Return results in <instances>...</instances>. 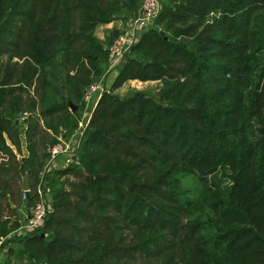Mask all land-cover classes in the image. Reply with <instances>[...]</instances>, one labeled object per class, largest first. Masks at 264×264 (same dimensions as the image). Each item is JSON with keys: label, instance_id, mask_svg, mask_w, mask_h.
Returning <instances> with one entry per match:
<instances>
[{"label": "trees", "instance_id": "1", "mask_svg": "<svg viewBox=\"0 0 264 264\" xmlns=\"http://www.w3.org/2000/svg\"><path fill=\"white\" fill-rule=\"evenodd\" d=\"M140 3L0 0L1 264H264V0H161L109 68ZM131 80L160 84L116 92ZM39 188L48 212L15 232Z\"/></svg>", "mask_w": 264, "mask_h": 264}, {"label": "built area", "instance_id": "2", "mask_svg": "<svg viewBox=\"0 0 264 264\" xmlns=\"http://www.w3.org/2000/svg\"><path fill=\"white\" fill-rule=\"evenodd\" d=\"M160 1L161 0H141L139 9L137 14L130 17V19L126 22L123 27V31L119 33L110 46V63L109 68H113L119 65L122 62L126 52L129 50L130 46L139 38L141 32L149 26H152L155 17L158 15L160 11ZM102 80H96L91 82L83 95L84 100V110L86 111V120L79 119V128L84 123L86 124L89 118L90 110L95 103L97 97L101 93L102 89ZM96 94V97L93 99V94ZM92 104V106H91ZM25 115V114H24ZM21 116V118L24 117ZM66 146L63 145L62 140L51 145L48 148L49 153V164L52 160H54L59 154L67 152ZM72 151L67 153V156L64 160L66 164L70 161L72 157L70 154ZM39 199L32 206L29 212L25 215V218L22 220L21 225L15 230L18 232H26L31 230L41 224L45 214L49 209V198L47 193H45L41 188H39Z\"/></svg>", "mask_w": 264, "mask_h": 264}, {"label": "rangeland", "instance_id": "3", "mask_svg": "<svg viewBox=\"0 0 264 264\" xmlns=\"http://www.w3.org/2000/svg\"><path fill=\"white\" fill-rule=\"evenodd\" d=\"M135 14H137L135 12ZM119 23H122L123 21L121 20H118ZM122 26V25H121ZM103 27H99L97 29V34L98 35H103ZM5 58V57H3ZM111 71L108 70H105V73L103 75V86H102V89L101 90H104V89H110V85H111V81L112 79L114 78V76H111L110 75ZM160 84V81H157V80H147V81H141V80H131V81H127L126 83L122 84L121 87H119L116 92L120 95H126V94H129L131 93L134 89H138V90H142V91H145L147 94H152V95H155V93L157 92V88ZM96 94L97 93H94L93 94V99L96 97ZM92 106V104H91ZM79 113H80V119L81 120H86V117H87V113L86 111L84 110V108L80 109L79 110ZM85 126V124L83 123L80 128L77 129V132H81L82 128ZM76 132V131H75ZM74 132V133H75ZM74 135V134H73ZM72 137V136H71ZM69 138V139H65V138H62V143L64 146L67 145L66 147V151L67 153L73 151L72 150V145L74 144V138ZM71 139V140H70ZM65 153V152H64ZM62 154V153H61ZM60 154V155H61ZM58 158V157H57ZM23 218V217H22ZM13 236H15V233L12 234ZM18 242H15V244H17ZM20 244V243H19ZM18 244V245H19ZM14 246V243L12 244ZM17 245V246H18ZM0 252H2V255L5 254L6 252V248L2 249ZM3 258V256H1V259ZM3 260V259H2ZM9 264H17L15 261H12L10 262Z\"/></svg>", "mask_w": 264, "mask_h": 264}, {"label": "crops", "instance_id": "4", "mask_svg": "<svg viewBox=\"0 0 264 264\" xmlns=\"http://www.w3.org/2000/svg\"><path fill=\"white\" fill-rule=\"evenodd\" d=\"M117 23L119 24V26L122 25V23H119L118 21H117ZM110 75L111 76H115L116 75V71H111V74ZM80 134H81V132H77V130H76V132L74 133V135H72L71 138L72 139L74 138V144L72 146H76L77 145V143L79 141ZM22 144H23V146L25 144L24 138H22ZM23 152L25 153V148L24 147H23ZM66 156H67V152L62 153L61 155H59L58 158H57V161L54 162L55 163L54 165H65L64 160H65ZM18 212H19V215L21 217H25V215L27 214V211H26V208H25L24 205H22L20 207V209L18 210ZM18 244L19 243L15 244V242H14V246L20 247V244L19 245ZM1 256L4 257V255H2V252H0V264H1V261H2Z\"/></svg>", "mask_w": 264, "mask_h": 264}, {"label": "water", "instance_id": "5", "mask_svg": "<svg viewBox=\"0 0 264 264\" xmlns=\"http://www.w3.org/2000/svg\"><path fill=\"white\" fill-rule=\"evenodd\" d=\"M70 104H71L72 108H74V109L76 108V105L72 104L71 102H70ZM23 188H24V190L28 189V177H27V174H25V176H24V186H23Z\"/></svg>", "mask_w": 264, "mask_h": 264}]
</instances>
